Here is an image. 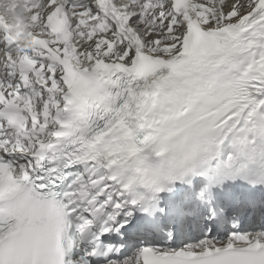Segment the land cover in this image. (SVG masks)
<instances>
[{
    "label": "snow or ice",
    "instance_id": "1",
    "mask_svg": "<svg viewBox=\"0 0 264 264\" xmlns=\"http://www.w3.org/2000/svg\"><path fill=\"white\" fill-rule=\"evenodd\" d=\"M0 264H264V0H0Z\"/></svg>",
    "mask_w": 264,
    "mask_h": 264
}]
</instances>
